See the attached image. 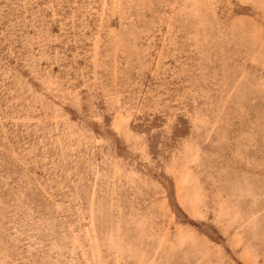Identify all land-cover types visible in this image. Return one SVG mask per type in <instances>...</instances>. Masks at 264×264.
I'll use <instances>...</instances> for the list:
<instances>
[{
	"label": "rangeland",
	"instance_id": "rangeland-1",
	"mask_svg": "<svg viewBox=\"0 0 264 264\" xmlns=\"http://www.w3.org/2000/svg\"><path fill=\"white\" fill-rule=\"evenodd\" d=\"M0 264H264V0H0Z\"/></svg>",
	"mask_w": 264,
	"mask_h": 264
}]
</instances>
